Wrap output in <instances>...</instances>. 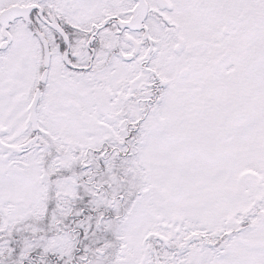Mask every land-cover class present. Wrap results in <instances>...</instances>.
Here are the masks:
<instances>
[{"label":"snow or ice","instance_id":"6c2138e0","mask_svg":"<svg viewBox=\"0 0 264 264\" xmlns=\"http://www.w3.org/2000/svg\"><path fill=\"white\" fill-rule=\"evenodd\" d=\"M0 264H264V0H0Z\"/></svg>","mask_w":264,"mask_h":264}]
</instances>
